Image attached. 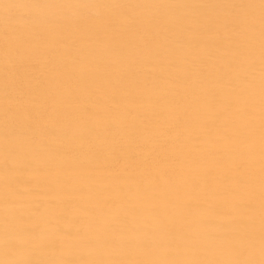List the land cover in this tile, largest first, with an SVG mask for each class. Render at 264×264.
<instances>
[{
    "label": "bare ground",
    "instance_id": "1",
    "mask_svg": "<svg viewBox=\"0 0 264 264\" xmlns=\"http://www.w3.org/2000/svg\"><path fill=\"white\" fill-rule=\"evenodd\" d=\"M6 261H264L262 0H0Z\"/></svg>",
    "mask_w": 264,
    "mask_h": 264
},
{
    "label": "snow or ice",
    "instance_id": "2",
    "mask_svg": "<svg viewBox=\"0 0 264 264\" xmlns=\"http://www.w3.org/2000/svg\"><path fill=\"white\" fill-rule=\"evenodd\" d=\"M262 3H264V0H262ZM14 247V245H13ZM5 264H41V262L36 261H6ZM230 264H251L249 261H235L230 262ZM261 264H264V261L261 262Z\"/></svg>",
    "mask_w": 264,
    "mask_h": 264
}]
</instances>
